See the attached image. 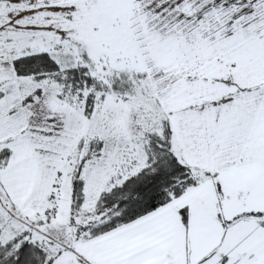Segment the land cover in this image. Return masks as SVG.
Returning <instances> with one entry per match:
<instances>
[{
    "label": "snow or ice",
    "instance_id": "1",
    "mask_svg": "<svg viewBox=\"0 0 264 264\" xmlns=\"http://www.w3.org/2000/svg\"><path fill=\"white\" fill-rule=\"evenodd\" d=\"M0 264H264V0H0Z\"/></svg>",
    "mask_w": 264,
    "mask_h": 264
}]
</instances>
